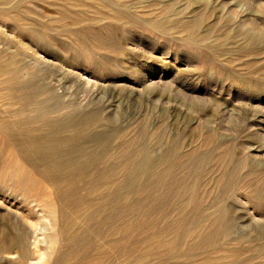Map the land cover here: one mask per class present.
<instances>
[{"label":"rangeland","instance_id":"rangeland-1","mask_svg":"<svg viewBox=\"0 0 264 264\" xmlns=\"http://www.w3.org/2000/svg\"><path fill=\"white\" fill-rule=\"evenodd\" d=\"M59 68L97 80L77 105L101 111L115 170L66 216L3 128L37 112L19 82L46 71L61 92ZM28 263L264 264V0H0V264Z\"/></svg>","mask_w":264,"mask_h":264},{"label":"bare ground","instance_id":"bare-ground-1","mask_svg":"<svg viewBox=\"0 0 264 264\" xmlns=\"http://www.w3.org/2000/svg\"><path fill=\"white\" fill-rule=\"evenodd\" d=\"M42 58H44V56ZM33 62L37 64V62H39L38 58L34 57ZM60 69L62 68L55 69V74L57 75L56 81L60 84L67 80L64 83L65 85L63 84V86H61V92L56 90L55 87L57 85L55 86L51 81L48 82L45 79L49 76V73L46 71H43L40 78H36V73H31L29 75L31 79L36 78L37 80H24L19 82L17 90L20 93V98H23L25 101L34 102V109H37V112L32 115H27L18 122L14 121L10 123L5 121L3 128L13 127L7 135L9 143L15 150L19 159L25 164L26 168H28L29 172L50 189L55 201L61 205L63 215L66 216L69 212L65 203L75 199L77 195L80 194L79 191H81L80 189L83 185L94 177L101 178L111 175L115 170L113 169V164H110L111 166L105 165L106 158L112 151L110 148L111 131L106 128L105 132H102L101 129L98 128V126H100L101 111L98 108L92 109L83 104L80 105L82 108L77 105L79 104L77 95L79 93H84V97H88L89 92L93 91L96 87L97 80L93 79L91 76H87L85 73H79L75 76V73L72 74V71H68L66 74H63V70ZM142 83L144 88L147 87L148 84L151 83V78L145 76L141 84ZM37 93H43L46 97L41 101L35 102L32 97ZM91 93L93 94L88 100L89 103H101L99 108L105 113L103 118H110L112 116L110 111L113 106L110 100H100L96 93ZM95 97L97 99H95ZM67 105L70 108L69 112L54 116L50 115L52 110L61 109V107ZM160 159L161 158L158 160ZM151 160L149 159V161H147L146 159L145 166L147 168L152 167L153 162ZM142 163L144 164V161H142ZM196 163H198V161ZM140 166L141 163L133 164L132 168L134 173L138 170L140 171ZM147 168L145 169L147 170ZM33 202H35V200L31 201V203ZM37 206H39V204L36 202L33 207L36 208ZM10 210L11 209H8L12 214ZM13 216L23 229L28 228L25 220L21 216L16 213H13ZM55 218L57 219V217ZM48 222L45 223V225H47ZM66 225H68V223ZM61 227H63V225ZM3 228L7 231H11V229L16 228V225L9 221ZM29 231L33 234L32 238L34 237L33 242L29 239L30 243L32 242L34 247L37 248V244L39 243V239L37 238L38 234L36 233L37 230L30 229ZM17 233L16 236L9 235V237L6 234V237L9 238L11 247L14 249L17 248L19 251V249L22 250L25 248V237L21 233ZM26 240L28 242V239ZM31 248L33 249V246ZM24 251L23 254L25 255L27 252L24 253ZM6 253L8 252L6 251ZM12 253L14 255V252Z\"/></svg>","mask_w":264,"mask_h":264}]
</instances>
